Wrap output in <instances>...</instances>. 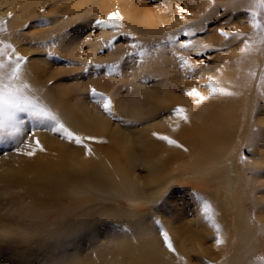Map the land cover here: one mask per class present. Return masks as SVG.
Wrapping results in <instances>:
<instances>
[{"label":"bare ground","instance_id":"obj_1","mask_svg":"<svg viewBox=\"0 0 264 264\" xmlns=\"http://www.w3.org/2000/svg\"><path fill=\"white\" fill-rule=\"evenodd\" d=\"M8 1L13 2L12 4L18 1L22 13L28 14L30 5L27 2L33 0ZM118 1L121 2L119 7L124 19H127L131 29L140 35L138 40L155 38L152 36L155 34L159 36L170 29L174 39L163 43H159L157 39L159 44L155 45L169 48H165L164 51L158 49L163 52L157 56L152 53L151 42L152 44L145 50L143 62L139 63L140 67H137V64V68H133L136 71L128 80L129 77L126 78L128 70L123 68L127 63L124 58L126 54L124 42L108 44L111 33L107 31L106 26H98L99 32L94 34H81L84 27L91 25L93 17L107 13L102 9L109 7L110 2L87 0L90 8L81 17L82 26H78V29L66 35V38H61L62 44L58 46V52H66L81 63L77 67L87 66L88 70L92 68L91 61L103 58H119V63L117 68L109 69L103 76L98 75V72L93 75L92 72L88 74L85 71L83 73L90 78L89 80H74L70 85L62 83L63 77H57L54 83L59 89H55L52 95L77 113L70 126L75 135L81 134L83 127L80 126H84L106 133L111 146L100 156L92 157L84 153L76 142L60 141L51 130L38 125L35 127V133L41 139L39 147L30 139L26 141L28 150L18 152L9 161L0 159V190L6 192L11 190L13 195L6 200L0 199V207L3 205L8 213L17 211L31 219L29 223L19 219L11 220L7 214H1L0 264H25V259L30 257V253L41 247L43 250L48 249L53 256L57 249L56 243L61 240L65 229L71 227L69 216L71 217L72 213L67 214L66 221L59 223L65 229L58 231L57 223L42 219L39 211L46 209L67 211L77 202L87 198L85 190L89 187L100 193L123 188L126 191V200L132 204V208H136L138 206H133L134 201L148 197V188L162 191L171 178L184 179L186 175L196 176L195 185L202 193L194 192L192 195L191 192L190 197H194L193 200L199 201L200 205L196 206L190 219L186 204L178 207L175 205L177 212L169 207L173 216L169 222L164 221L167 235L177 240V245L174 246L173 243L175 249L173 253L179 264H264V258H258L256 255L262 243L260 235L253 228L254 219L250 215L251 204H254V215L264 231V111L258 119L262 125L260 137L251 152L252 159L249 160L257 166V169L248 170L250 179L248 187L253 189L254 200H250L238 160L239 144L247 134L251 108L254 105V92L264 65V50L260 54L257 48L259 43L255 42L259 34L256 28L252 27V20L248 24L244 10L240 9L232 13L229 21L220 20L219 16L210 19L207 16L210 10L220 5L224 7L223 0L212 2L166 0L163 4L158 3L155 6L157 9L151 10L140 0L135 3L131 12L125 11V8L132 0ZM80 3L82 4V1L74 2L77 5H81ZM71 8L73 7H67L65 10ZM181 8L185 11L181 12L179 10ZM209 19L208 25L204 23ZM211 23L213 25L210 26ZM174 27L179 29L172 30ZM203 27L206 29L202 30ZM221 29L234 35L225 37L219 31ZM186 30L191 31L193 35L178 38V33ZM245 38L249 45L247 50L242 51L244 46L232 49L235 41ZM188 41H191L192 46L180 47L181 43ZM82 45H86L87 50L80 56ZM105 46L108 50L107 55L101 57L102 55H98L97 52ZM225 49L228 50L223 53ZM128 50L135 51L129 48ZM221 52L225 56L217 57L215 65L209 68L213 72L212 75L206 76L202 69L196 66L195 55L202 54L210 59ZM181 57L188 61L190 67H181L183 63ZM253 63L254 77L247 91L245 86L248 85L249 71ZM29 68L33 84H37V81L47 82L50 77L56 76L53 70L48 73L45 65L37 66L32 62ZM118 74H125L123 75L125 78L121 75L118 77ZM151 76H159L154 85L147 80ZM188 77L190 79H187ZM209 77L212 80H209ZM118 82H122V86L124 83L132 84L133 89L129 95L120 92L122 86L118 85ZM210 83L213 87L224 88L226 93L231 95L217 93L209 96L207 85ZM92 85L102 93L108 92L112 113L122 117L121 120H139L141 129L136 132L131 128L125 131L120 122L111 124L109 115L100 104L89 99V88ZM181 88H187L188 92L195 88L206 99L196 103L195 95H187L189 99L185 105L183 99L176 95ZM177 107L184 109L183 114L187 116V120L174 115V109ZM262 107L264 109V104ZM239 111L241 121L236 125L235 120ZM134 125L137 127L138 124ZM159 134L170 137L177 144H169L166 140L160 139ZM28 152L34 154L27 155ZM97 152L102 153V149L97 148ZM134 165H140L148 172V177L141 184L130 177ZM209 171L214 172L213 180L216 182L212 192L204 190L208 187L206 175L210 173ZM204 200L212 205L219 232L200 211ZM12 207L15 210L11 211ZM56 212L52 211L50 215ZM97 212L101 216H106L111 223H132L133 235L125 236L126 234L122 233L121 236L106 237L100 241L102 238L98 230L94 235H99V239L90 243L88 254L83 255L79 245L73 246L72 252L63 259V262L51 258L50 264H161L162 255L170 253L163 246L155 226L147 216L127 215L126 212L107 204L99 206ZM77 215L85 219V214ZM228 235L230 249L226 255H221ZM90 236L93 235L79 237L84 238L82 240L84 242L92 239ZM217 238L222 243L217 244ZM193 253L198 255L193 258L191 256ZM30 263L29 260L28 264Z\"/></svg>","mask_w":264,"mask_h":264},{"label":"rangeland","instance_id":"obj_2","mask_svg":"<svg viewBox=\"0 0 264 264\" xmlns=\"http://www.w3.org/2000/svg\"><path fill=\"white\" fill-rule=\"evenodd\" d=\"M81 2V5L74 4V2ZM109 4L107 8L102 9V11L107 12L106 14H97L96 17H93V22L90 26L84 27L83 35H86L87 33H96L99 32L98 25H96V20H107L109 13L119 12L120 14V26L118 28H112V27H106L107 31L111 33V38L107 42L108 44H115L121 42H124L123 47L126 50V54H124L125 61V69L128 71L126 72V78L128 80L133 73H135L136 70H133V68L140 67V62H143L142 58L145 50L148 49V46L152 43V53L155 54V56L160 55L161 52L164 51L165 48L169 49L168 46H159L155 45L156 43L159 44L160 42H169V36H172L171 29L165 31L163 34L161 33L159 36L158 34L153 35L151 39H143V41L138 40V37L140 35L138 33H135L133 29L129 26L130 23L125 20L123 17V12L120 9L121 2L118 0H109ZM140 0H132V3L126 6L125 11L131 12L133 10V7L135 3L139 2ZM214 1V0H213ZM223 6H217L215 8H212L207 15L210 19H215L219 16L220 20L229 21L232 16L233 12H236L238 9L244 10L245 12V19L250 23V20H253V13H256L255 19L264 26V5H257L254 0H223ZM16 4H12L13 2L9 3L8 0H0V19H3L5 21V31L0 33V40H3L5 43L12 44L13 48L15 49V53L24 56L27 59L22 63L21 65V76L20 79L17 81L18 84L26 83L28 84L29 88L26 91V94L36 98L37 102L42 103L46 105L58 118V120L71 132V122L73 121V118H75L76 114L75 112L71 111L66 105L63 103H60L54 94L55 89H59L56 84L54 83V80L57 77H63L62 83L63 84H73L75 81H87L90 78L88 76H85L83 72H87L88 74L92 72L94 75L95 72H98V75L103 76L104 72L109 71V69L113 70L114 68H117V64L119 63V58H108L103 60H96L91 61L89 70L87 69V66L81 65L80 67H77L81 63L77 62L72 56L67 55V53L58 52L57 48L62 44V39L66 38V35H69V33L73 32V30L78 29V26H82V20L81 17L83 13L90 8V3L87 2V0H33L28 1V5H30V11L27 14L22 13L21 5L18 1H16ZM142 4H145V7L147 6L148 9H157L155 6L160 3L163 4L166 2V0H141ZM144 2V3H143ZM168 2V0H167ZM212 2V0H211ZM210 2V3H211ZM73 7L69 10H65L67 7ZM226 7V9H225ZM225 9V10H224ZM100 11V12H102ZM9 13H11V16H9ZM91 19V18H90ZM209 20L204 21V23H209ZM217 20V19H216ZM91 21V20H90ZM189 21V20H188ZM200 23V22H199ZM210 26L213 25V23L209 24ZM90 27V28H89ZM179 28H172V30H176ZM206 29L205 27L202 28V30ZM201 30V29H200ZM258 32V37L256 39V44H258V49L261 51L264 50V27L262 28H256ZM92 31V32H91ZM94 31V32H93ZM188 32L183 31L178 33L179 37H188L185 35V33ZM127 34V35H126ZM62 38V39H61ZM156 42H153V40ZM158 39V42H157ZM147 42L145 43L144 42ZM245 40H239L235 41L232 45V49L236 46L243 47L245 45ZM138 41V42H137ZM259 41V42H258ZM134 42V43H133ZM152 42V43H151ZM137 43V44H136ZM135 45V47H134ZM162 45V44H161ZM128 46V47H125ZM157 46V47H156ZM147 47V48H146ZM134 50L130 51L128 50ZM262 48V49H261ZM163 50V51H159ZM87 50L86 45H82L80 48V56L84 53V51ZM228 49H225L227 51ZM173 51V50H172ZM107 47H103L102 49L98 50V55H102L101 57H105L107 55ZM171 52V49H170ZM222 52L219 53L215 58H207L205 55H195L194 61L196 63V66L198 68L202 69L201 71L206 74V76L212 75V70L209 69L213 67L216 63V58L225 56ZM130 55V56H128ZM196 57V58H195ZM14 58V57H13ZM117 59V61L115 60ZM122 58L120 57V60ZM34 62L37 66H46V71L48 73L52 72L56 73V76L50 77L47 82L43 81H37V84H33V82L30 80V70L29 65ZM127 64V65H126ZM138 64V65H137ZM99 65V67H97ZM133 66L132 68L130 66ZM137 65V67H136ZM255 63H253L250 68V74L247 80L248 85L245 86V89L250 87V84L252 82V79L254 77L255 72ZM48 66V67H47ZM57 69L59 71H57ZM87 69V70H86ZM144 72V70H143ZM45 73V72H44ZM58 74V75H57ZM61 75V76H60ZM118 74L117 76L119 77ZM125 76V74H122L121 76ZM123 76V77H124ZM93 77V76H92ZM122 77V78H123ZM121 78V77H120ZM119 78V79H120ZM125 78V77H124ZM123 78V79H124ZM159 76H151L149 77V82L151 85H154V83L157 82V79ZM122 79V80H123ZM187 79H190L189 77ZM196 79V78H195ZM191 79V81L195 80ZM126 80V79H125ZM190 81V80H186ZM185 83V79L183 81ZM118 85L122 86V82H118ZM131 83H124L123 86L120 88V92L123 95L127 94L129 95L130 91L133 89ZM95 89L96 92L102 93L101 90L98 91L93 85L89 88V99H92L96 102V98L93 97L91 90ZM176 95L180 96V99H183V104L186 105V101H188V91L187 88H181L179 91L176 92ZM105 96H107L110 99V96L108 92H103ZM255 98H254V105L251 108V115L249 119V124L247 128V134L243 142L239 144L238 148V160L240 162L239 167L242 170V173L244 175L245 184L247 185L248 194L250 197V200L253 199L252 194V187H248L250 185V179H249V169H257V166L253 164L252 161H249L252 159V153L255 147V143L257 139L260 137V128L262 125L258 122V119L262 116L263 104H264V65L261 69V73L259 75V79L257 82L256 90L254 92ZM97 103V102H96ZM101 106V105H100ZM113 112V111H111ZM107 114V113H106ZM109 115V114H107ZM118 114L112 113V115H109L110 123L114 124L116 122H120L122 124V128L125 131L133 130L134 132L141 129L140 121H134V120H121L122 117H118ZM17 118L22 120L23 123L21 125V132L15 135H7L4 133H0V159H6V160H12L18 152H24L26 149L28 150V146L26 141L32 140L34 145H37V141L39 142V145H41V139L39 136H36L35 133V127L40 125L43 129L47 128V130H51V124L48 121H44L41 123L39 120L31 117L27 113H17ZM131 121V122H130ZM236 125L240 123L241 121V112L239 111L236 117ZM134 124H138L137 127H135ZM133 125V126H131ZM81 128V134H78L80 137L85 138L82 139V142L79 144L80 148L84 151V153L89 154L92 157H97L103 154V152L106 149L110 148L109 144V138L106 136V133H101L98 131L91 130L90 128L84 127ZM34 130V131H33ZM52 131V130H51ZM53 135L56 136L60 141L68 142L70 141L67 139V137L62 132H55L52 131ZM73 133V132H72ZM34 134V135H33ZM76 135V136H78ZM162 134H159V136ZM236 136V132L234 137ZM87 137H93L95 139H86ZM38 138V139H37ZM263 139V138H261ZM264 140V139H263ZM70 142H75V140H71ZM264 142V141H263ZM97 148L102 149V153L97 152ZM177 150H179L178 147H176ZM221 157V155H220ZM212 161V159L210 160ZM180 162V161H179ZM210 173L206 175L207 185L208 187L204 189L206 192H212L215 189L216 182H214V172L209 171ZM133 181H138L139 184L142 183V181L148 177V172L146 168L140 166V165H134L130 172ZM197 174V173H195ZM82 176V175H81ZM264 181V180H263ZM196 176L195 175H186L184 179L181 177H174L171 178L170 182L162 189V191H159L155 188H148L149 195L148 197H144L141 200L134 201L133 206H138L132 208V204L126 200V191L121 188L118 191L114 190H106L105 192L100 193L99 191H95L93 188L89 187L87 190H85V195H87V198L83 201L77 202L76 205L68 208L67 211L63 209H46L39 211V214H41L42 219L45 218L48 221L52 222L53 224L57 223L56 230L60 231L61 229H65L63 225H59L63 220L66 221L68 218L69 213H72V216H69V222L71 227L66 228L65 232L61 238L56 244L57 249L55 254L52 256L51 253H49L48 249L43 250V247L39 248L38 250L32 251L30 253V257L25 259V264H50V259L54 258L56 261L63 262V259L68 257V255L72 252L73 246H78L81 249V252L83 255L89 253L90 243L92 244L95 240L99 239L98 236L102 238L100 241H103L107 238H110L111 236H121L122 233H125V236H132L131 228L133 226L130 222H123V223H111L106 216H101L100 213H98L99 206L103 204H107L108 206L118 209L122 212H126L127 215H143L147 216V218L150 220V222L155 226V229L162 241V244L165 248L166 245L164 243L163 237L161 235V232H166L164 227V221H168L172 218V211L169 209L174 208L175 212H177V208L175 205L181 206L183 204H186L185 207L188 211V219L192 218L194 215V209L196 206L200 205V202L197 200H193L192 197H190L191 192L194 195V192L196 193H202L196 185ZM257 184V183H256ZM264 187V186H263ZM191 195V196H192ZM10 196L12 197L11 190H8L7 192L4 190H0V199H9ZM172 200V201H170ZM9 204V203H8ZM101 204V205H100ZM10 205V204H9ZM13 208V207H12ZM15 210L14 208L11 210ZM170 210V212H168ZM52 211H57L56 214L50 215ZM186 211V210H185ZM181 213V212H180ZM6 215L11 220H22L25 222H31V219L29 220L27 218L26 214H21L20 212L13 211L8 213L6 211V207L1 205L0 207V216ZM9 214V215H8ZM77 214H85V219L82 217H79ZM171 214V215H169ZM255 206L254 204H251V210L250 215L252 219H254L253 228L257 234L261 237V247L256 252V255L258 258H264V231H262L260 227V221H258L255 217ZM98 215V216H97ZM168 216V217H167ZM47 217V218H46ZM174 219V218H173ZM169 222V221H168ZM63 227V228H61ZM68 229V230H67ZM98 230L99 235H94ZM90 236L89 240L82 241L83 239H80L81 236ZM72 236V237H70ZM80 236V237H79ZM66 237L65 239H63ZM68 237V238H67ZM70 237V238H69ZM79 237V238H78ZM135 237V236H134ZM133 237V238H134ZM170 241L174 246L177 245V240L172 239L169 235ZM229 238L230 235L226 237L225 244L222 247L221 255H226L227 251L230 249L229 245ZM63 239V240H62ZM81 242V243H80ZM83 242V243H82ZM69 243V244H67ZM66 244V245H65ZM33 250L34 247H31ZM168 249V248H167ZM169 250V249H168ZM197 253L193 255L196 256ZM176 257V256H175ZM177 258V257H176ZM174 258L173 251H170V253H166L162 255V263L161 264H179V262ZM194 258V257H193ZM194 261V259H193Z\"/></svg>","mask_w":264,"mask_h":264},{"label":"snow or ice","instance_id":"obj_3","mask_svg":"<svg viewBox=\"0 0 264 264\" xmlns=\"http://www.w3.org/2000/svg\"><path fill=\"white\" fill-rule=\"evenodd\" d=\"M254 2L257 5H264V0H254ZM179 10L181 12L185 11L182 8ZM9 16H11V13H9ZM255 16L256 13L254 12L253 20L251 22L252 27H264L255 19ZM120 19L121 17L119 12H114L109 13L107 20L98 19L95 21V23L98 26L118 28L120 26ZM4 25L5 21L3 19H0V33L6 30ZM219 31L225 37L234 35L233 33L223 32L222 29ZM185 35L192 36L193 33L191 31H188L185 33ZM172 39H174V37L169 36V40ZM190 46H192L191 41L180 44L181 48H187ZM248 47V42L245 41L244 49H242V51L247 50ZM26 59V57L20 56L15 53V49L13 48L12 44L5 43L3 40H0V133H4L7 135H15L20 133L23 121L17 118V113H27L31 117L39 120L41 123H43L44 121H48L51 124L52 131L62 132L67 137V139H69L70 141L74 139L77 144H80L82 142V139L85 138L76 136L58 120L57 116L46 105L37 102L36 98L27 95L25 90L29 88L28 84L17 83L21 76V65ZM180 59L183 61L181 67H190L188 61L185 58L181 57ZM97 67H99V65H97ZM109 74H111V72ZM209 80H212V78L209 77ZM207 87L209 88V96L217 93L231 95V93H226V90L224 88L213 87L211 83L208 84ZM91 93L93 97L96 98V102L101 105L103 110L107 114L112 115L110 99L103 93L96 92L95 89H92ZM188 95H195L197 97L196 103H200L202 100L206 99V97L199 93L195 88L189 91ZM183 113L184 109L180 107L174 109V115H178L181 119L187 120V116ZM159 138L162 140H166L169 144H177V142L170 137L159 136ZM86 139L95 138L87 137ZM37 146L39 147L38 141ZM33 154V152L27 153V155ZM200 211L203 217L211 222L213 224V227H215L217 232H219V225L215 223L214 219V210L212 208V205L207 200H204L202 202ZM161 235L169 251H175L167 233L162 231ZM216 242L217 244L222 243L219 238H217Z\"/></svg>","mask_w":264,"mask_h":264}]
</instances>
